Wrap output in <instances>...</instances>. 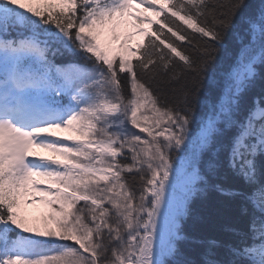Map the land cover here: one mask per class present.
<instances>
[{"label": "snow or ice", "instance_id": "1", "mask_svg": "<svg viewBox=\"0 0 264 264\" xmlns=\"http://www.w3.org/2000/svg\"><path fill=\"white\" fill-rule=\"evenodd\" d=\"M258 80L264 0H0V264H193L209 191L246 225L192 241L203 264H264Z\"/></svg>", "mask_w": 264, "mask_h": 264}, {"label": "trees", "instance_id": "2", "mask_svg": "<svg viewBox=\"0 0 264 264\" xmlns=\"http://www.w3.org/2000/svg\"><path fill=\"white\" fill-rule=\"evenodd\" d=\"M249 2L253 10L258 9L261 5V0H249ZM182 27L186 28V25H182ZM187 30L191 32V29ZM234 32L235 30L229 33L225 41L226 47L221 49L218 54L220 66H226L233 62L239 50L240 45ZM192 35L198 36L196 33H192ZM176 43L187 46V41H176ZM189 50L192 51L191 49ZM193 54L195 53L193 52ZM261 96H264V81L258 80L255 88L248 94L249 106L253 98ZM235 185L242 186V181L235 182ZM230 225L237 227L246 225V220L240 217L239 205L236 202L221 197L215 191H209L204 198L195 200L192 207V216L185 224V231L192 239L188 243L181 245L186 256L193 264H203L202 253L205 250V245L192 242L195 240L207 241L214 238L225 243L235 242V238L226 231V228ZM218 251L223 254V249Z\"/></svg>", "mask_w": 264, "mask_h": 264}, {"label": "rangeland", "instance_id": "3", "mask_svg": "<svg viewBox=\"0 0 264 264\" xmlns=\"http://www.w3.org/2000/svg\"><path fill=\"white\" fill-rule=\"evenodd\" d=\"M148 15H151V13H148ZM153 19H155L156 17H152ZM59 133L63 134L62 136H66V137H71L72 133H68V132H57L55 135L59 136ZM40 155H45V156H49V153L40 151L39 152ZM42 184H44V182H42ZM46 186V185H45ZM49 211L48 207L46 205L43 204H37V205H33L29 208L26 209V215H28V217L31 220V226L33 227H43L45 220H44V214H46Z\"/></svg>", "mask_w": 264, "mask_h": 264}]
</instances>
